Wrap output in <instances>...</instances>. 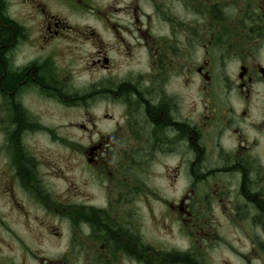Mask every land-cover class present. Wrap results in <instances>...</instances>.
<instances>
[{
	"label": "flooded vegetation",
	"instance_id": "flooded-vegetation-1",
	"mask_svg": "<svg viewBox=\"0 0 264 264\" xmlns=\"http://www.w3.org/2000/svg\"><path fill=\"white\" fill-rule=\"evenodd\" d=\"M47 141L99 197L65 207ZM161 181L184 250L137 211ZM215 213L264 264V0H0V264H203ZM49 214L73 260L46 254Z\"/></svg>",
	"mask_w": 264,
	"mask_h": 264
},
{
	"label": "rangeland",
	"instance_id": "rangeland-1",
	"mask_svg": "<svg viewBox=\"0 0 264 264\" xmlns=\"http://www.w3.org/2000/svg\"><path fill=\"white\" fill-rule=\"evenodd\" d=\"M51 110L52 114H49L47 118L48 125L50 127H57L53 122L61 117V112L57 109ZM64 132L66 140L72 137L71 134L67 133V130ZM47 153L49 155V160H58L56 163L58 169L64 171V177L58 181L49 180V186L53 187L58 193H64L62 201H64L67 209L73 206L74 198L72 195L75 191V186L81 188L82 193H84L85 188L83 186L85 182L88 184L87 190L92 194H96V197H99V185L95 184L91 179L89 180L91 181L90 183L87 180L88 177L83 176V169L77 172L73 170L72 160L74 157L72 150L69 151L59 143L52 144L50 141H47ZM76 178L77 180H75ZM156 184L161 190L160 198L146 197L145 206L139 204L137 207V211L140 212L142 216L146 236L158 240L161 243L162 249L174 248L178 251L184 250L188 245L182 236L180 222L168 209V205L172 202L170 193L164 181ZM34 216L35 214L33 217ZM69 221L70 219L67 215H64V220L62 222L58 217L49 214L48 223L50 227L56 230L58 229L56 232L63 234L62 236H55L50 231L48 241H46V254L49 258L56 259L59 255H68L70 259L73 260V252L70 247L68 236L70 232ZM235 224V222H226L220 214L215 213V217L212 221V239L208 241L212 242V244L210 245L209 251L204 255V259H200L203 264H244L239 257V253L249 254V241L252 237V231L243 229L242 226H235ZM200 255L201 253H197V257Z\"/></svg>",
	"mask_w": 264,
	"mask_h": 264
}]
</instances>
